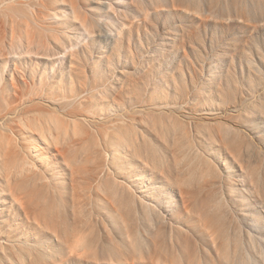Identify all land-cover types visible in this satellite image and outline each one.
<instances>
[{
    "label": "rangeland",
    "instance_id": "obj_1",
    "mask_svg": "<svg viewBox=\"0 0 264 264\" xmlns=\"http://www.w3.org/2000/svg\"><path fill=\"white\" fill-rule=\"evenodd\" d=\"M0 93V264H264V0H0Z\"/></svg>",
    "mask_w": 264,
    "mask_h": 264
},
{
    "label": "bare ground",
    "instance_id": "obj_2",
    "mask_svg": "<svg viewBox=\"0 0 264 264\" xmlns=\"http://www.w3.org/2000/svg\"><path fill=\"white\" fill-rule=\"evenodd\" d=\"M3 99H4V98H3V95H1V93H0V108H2V104H1V102L4 101ZM4 106H5V105H4ZM4 106H3V107H4ZM3 109H4V108H2V110H3ZM0 111H1V109H0ZM0 113H1V112H0ZM6 139H7V138H6ZM4 142H5V141H4ZM5 144H6V143H5ZM7 144H8L7 146H8L9 148H10V147H11V148H14V147H13L14 144H13L11 141H8ZM8 147H7V148H8ZM15 147H16V146H15ZM27 149H28V147H27ZM13 150H14V149H13ZM27 153H28V150H27ZM29 154H30V152H29ZM27 155H28V154H27ZM30 155H31V154H30ZM15 156H16V155H15ZM12 157H14V156H12ZM29 157H30V156H29ZM14 158H15V157H14ZM12 159H13V158H12ZM17 159H18V158H17ZM14 161H15V160H14ZM17 162H18V161H17ZM27 162H28V161H27ZM26 165H27V164H24V166H26ZM26 168H29V165H27ZM20 237H21V236H20ZM22 237H24V236L22 235Z\"/></svg>",
    "mask_w": 264,
    "mask_h": 264
}]
</instances>
